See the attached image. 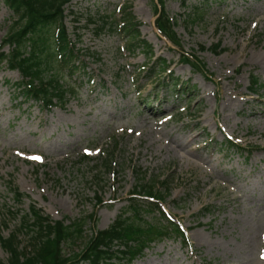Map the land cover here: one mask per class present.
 Instances as JSON below:
<instances>
[{"label": "rangeland", "instance_id": "1", "mask_svg": "<svg viewBox=\"0 0 264 264\" xmlns=\"http://www.w3.org/2000/svg\"><path fill=\"white\" fill-rule=\"evenodd\" d=\"M163 1L179 48L155 27L156 0L67 7L84 69L66 73L76 94L57 107L26 99L20 73L0 68V238L28 246L22 226L32 205L70 224L94 213L98 199L96 228L105 230L134 199L138 169L169 186L160 206L188 245L176 237L152 244L134 264H264V0ZM123 10L151 54L128 49ZM13 17L0 0V44ZM186 55L204 72L182 63ZM160 61L169 66L165 81H152L147 71ZM201 157L206 164L194 165ZM14 190L25 195L20 203ZM92 229L87 223V235ZM7 261L0 245V264Z\"/></svg>", "mask_w": 264, "mask_h": 264}, {"label": "trees", "instance_id": "2", "mask_svg": "<svg viewBox=\"0 0 264 264\" xmlns=\"http://www.w3.org/2000/svg\"><path fill=\"white\" fill-rule=\"evenodd\" d=\"M73 1L3 0L14 18L0 46V67L6 63L11 70H19L26 79L19 86L22 87L21 92L46 106L54 104L55 100L63 102L71 89H64L62 72L69 70L70 75H73L83 68L80 63H76L78 55L65 26L66 7ZM159 1L160 7L156 6V25L164 36L179 47L175 24L165 12L163 0ZM127 15L131 17L130 13ZM191 22L194 23L193 20ZM123 28L134 37L132 50L141 44L149 48L139 40V30L133 20ZM6 47L10 48L9 53L4 51ZM183 62L195 68L199 65L189 58H184ZM252 83L254 90L258 88L256 79ZM135 173L139 181L134 194L147 199L146 203L133 199L106 230H97L96 213L67 225L66 221L51 220L32 205L22 226L30 228L28 246L18 241L16 235L0 238V244L9 257L8 264H133L153 243L174 236L185 241V233L175 223L161 217L153 221L152 216L158 205L151 200L166 201L170 196L169 186L165 185V181L148 180L147 173L141 170L136 169ZM13 192L16 202L20 203L25 195L18 190ZM102 204L98 199L96 208ZM87 223L93 227L91 235H87ZM78 242L81 246L76 252L74 249Z\"/></svg>", "mask_w": 264, "mask_h": 264}, {"label": "bare ground", "instance_id": "3", "mask_svg": "<svg viewBox=\"0 0 264 264\" xmlns=\"http://www.w3.org/2000/svg\"><path fill=\"white\" fill-rule=\"evenodd\" d=\"M191 141H194V140H191ZM174 145H175V150H178L179 152L183 151V153H186V151L184 150V146L180 143H176V142H173ZM200 162L202 163L201 165H204L206 164V160L204 158H198L197 161L194 160L193 161V164L195 165V163L200 166ZM189 165H193L192 162L189 160L188 162Z\"/></svg>", "mask_w": 264, "mask_h": 264}, {"label": "snow or ice", "instance_id": "4", "mask_svg": "<svg viewBox=\"0 0 264 264\" xmlns=\"http://www.w3.org/2000/svg\"><path fill=\"white\" fill-rule=\"evenodd\" d=\"M36 159H39L38 157H36Z\"/></svg>", "mask_w": 264, "mask_h": 264}]
</instances>
